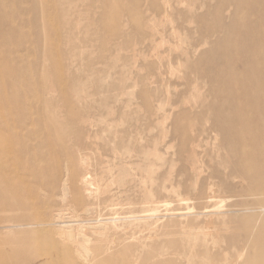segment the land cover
Segmentation results:
<instances>
[{
	"label": "rangeland",
	"instance_id": "obj_1",
	"mask_svg": "<svg viewBox=\"0 0 264 264\" xmlns=\"http://www.w3.org/2000/svg\"><path fill=\"white\" fill-rule=\"evenodd\" d=\"M234 1L0 0L9 97L0 106V252L18 250L33 230L36 264H119L128 247L138 263L160 253L182 264L201 251L200 229L217 239L209 223L217 216L202 213V196L210 177L220 195L239 184L228 177L230 131L242 125L224 117L226 108L246 111L238 80L248 86L254 132H264V99L254 94L264 88L255 79H264V48L247 53L239 44L260 43L236 28L241 17L264 19V10L239 8L233 21ZM232 76L234 93L223 81ZM45 107L61 136L43 141L50 129L34 118ZM218 200L209 205L240 209L256 198ZM80 241L87 261L77 255Z\"/></svg>",
	"mask_w": 264,
	"mask_h": 264
},
{
	"label": "bare ground",
	"instance_id": "obj_2",
	"mask_svg": "<svg viewBox=\"0 0 264 264\" xmlns=\"http://www.w3.org/2000/svg\"><path fill=\"white\" fill-rule=\"evenodd\" d=\"M232 5L233 21H237L236 11L239 10V8L247 6L251 9L252 13H258L264 10V0H238L234 1ZM3 20L4 19L0 16V24L3 22ZM262 21H264V19L255 17V15H249L245 18L241 17L237 21L236 28L239 29V32H243L247 37H252L258 40V42L260 43L253 46H247L245 43L239 44V47L245 49L247 53H252L254 50L259 52L263 51L264 47L261 45V42L264 40V32L262 31L263 25H259ZM262 67H264V62H262ZM244 73L249 74L246 68H244ZM236 79L238 78L232 76L228 79L223 78V81L225 83L228 82L232 84V88L229 89V92L234 93V90L237 91L238 98L235 96L234 97L246 104V111L243 116H240L239 113L230 111L228 108H226L224 117L228 124L235 123V126H237V123H240L242 125V128H234L230 131L231 136L235 140L236 146H234L233 148V152H235V156L233 157L234 160H231L234 161L232 164L234 173H230L228 177H230L233 182H239V184L235 185V189L233 188L229 193H223L222 195H220L218 194L219 192H216L215 190L216 182L213 183V181H211L212 177H210L211 180L207 183V187L204 189L202 196L207 199L208 204L203 207V209H206V211L202 213H207L210 216H217L216 220H214L213 222L209 221L210 224H213L212 228L215 229L214 232L217 236V239H210L211 234L208 232V230L200 229V231L195 235V238H198V240H200V247L198 248H201V251L198 252L195 256H190L187 254L182 264H223V261H225L226 264H264V145L259 146V144L261 143L260 141H264V132H254L255 123L250 121V119L252 118V116H254L255 112L251 109V102L248 97V86L245 85V83H243L241 80H238L240 89H234L233 83L236 82ZM255 79L258 84L264 85V79L263 82H261L258 78ZM261 92L262 93H258L254 91V94L264 99L263 87ZM12 98L18 100V95L12 96ZM8 99L9 97L6 95L5 91H3L0 80V106L3 107ZM43 112L44 114L39 111V113L35 114L34 118V120H37V122H41V120H44L45 118V122L43 123V125L45 124L44 126L47 129H50V132H44L46 136L45 138H43V141L44 139L50 140L49 136L53 134L60 137V122L54 115V111L50 110L48 107H45ZM262 114H264V108ZM256 115H258V112H256ZM23 116L25 117L26 115ZM23 120L24 118L21 119V121L19 120V123L22 125H24L25 123L23 122ZM259 120L258 122L262 123V120ZM48 124H51L53 126H50ZM261 128H264V125H262L260 129ZM261 131H264V129H262ZM35 134H37V131L32 132V135ZM38 135H40V133H38L37 136ZM260 155H262L263 158L260 160V162L259 158L256 159V163L255 157ZM25 168L27 169L26 166L23 169L25 170ZM4 171L5 170L0 164V174H5ZM31 175L36 178L40 177L37 171L31 172ZM238 185L240 186L239 190L237 189ZM0 191H4L1 186ZM248 194L253 195L256 198V201L254 203H249L247 206L240 209H237L238 204L235 203L230 204L224 209H218L220 205L217 207L215 205H209V203H212L217 199H219L218 201H222L226 198H244ZM241 206L242 205H240L239 207ZM239 210L241 211V213L243 212V218L239 221H236V219H239V215H237V211ZM230 214H233L234 216H231L232 219L228 221L225 218ZM234 220L236 222H234ZM229 223H231L232 226H228ZM28 224L32 223L27 222L26 224H20L19 226ZM207 225L209 226L208 223ZM222 231H227L229 235L227 237H221V241L225 242L224 245L222 243V245H216V243L219 241V235ZM31 234L33 235V230L23 231L22 239H19L18 244L14 246L18 250L12 249L9 252L10 254L0 252V263L5 262L10 264H36V260L39 258V255L38 250L35 247V237H32ZM226 239L228 240V242ZM15 240L16 237L9 238L10 242H13ZM129 248L130 247L124 248L122 250V260L119 264H180L177 262V260L162 258L160 256V253L156 254V256L148 255L143 259L144 262L141 261V263H138V256L135 255L133 257V254L129 252L126 253L127 251H129ZM218 248L220 249L217 250ZM77 251V255L80 256V258L85 257V261L89 259V249L83 243V241L79 242ZM215 251H217V253ZM22 254H24L25 256ZM229 254L235 255L231 256L230 259H228L227 256ZM221 255L223 257V260H220ZM19 256H23V258L21 259ZM44 262H48L47 259L43 260L40 264H46ZM113 263L114 262H112L110 259L99 261V264Z\"/></svg>",
	"mask_w": 264,
	"mask_h": 264
}]
</instances>
